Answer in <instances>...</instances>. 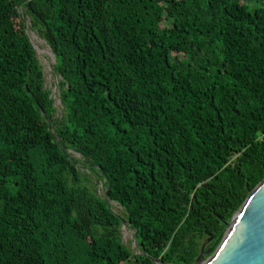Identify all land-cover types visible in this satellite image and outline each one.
<instances>
[{"label": "trees", "instance_id": "obj_1", "mask_svg": "<svg viewBox=\"0 0 264 264\" xmlns=\"http://www.w3.org/2000/svg\"><path fill=\"white\" fill-rule=\"evenodd\" d=\"M261 133L264 0H0V264H198L264 180Z\"/></svg>", "mask_w": 264, "mask_h": 264}, {"label": "water", "instance_id": "obj_2", "mask_svg": "<svg viewBox=\"0 0 264 264\" xmlns=\"http://www.w3.org/2000/svg\"><path fill=\"white\" fill-rule=\"evenodd\" d=\"M198 264H264V180L227 225L216 251H203Z\"/></svg>", "mask_w": 264, "mask_h": 264}, {"label": "rangeland", "instance_id": "obj_3", "mask_svg": "<svg viewBox=\"0 0 264 264\" xmlns=\"http://www.w3.org/2000/svg\"><path fill=\"white\" fill-rule=\"evenodd\" d=\"M30 22H27V34L30 38V41L36 51V56L37 59L40 61L42 67H43V72H44V78H45V86L48 89L52 90V98L55 100V108L57 109V117L61 118L63 114V106L61 104V101L59 99V93L57 90V83H58V78L55 76L53 72V66L55 65V56L50 49V47L47 45L46 41L43 40L37 31L32 30L30 28ZM72 158L78 160L80 162V167L81 171L83 173H87V179H86V184L90 186L93 190L98 191L100 196L104 197V192H105V186H104V181L101 180V178L97 175L89 171L87 167H84L83 164L85 162L84 158L74 152H71ZM110 206L112 210L119 215H122L124 217V209L119 206L117 203L110 202ZM122 236H123V241L124 243L129 246L134 253H138L137 249V243H136V238H135V232L130 229L127 226H124L122 229Z\"/></svg>", "mask_w": 264, "mask_h": 264}, {"label": "built area", "instance_id": "obj_4", "mask_svg": "<svg viewBox=\"0 0 264 264\" xmlns=\"http://www.w3.org/2000/svg\"><path fill=\"white\" fill-rule=\"evenodd\" d=\"M259 140L264 143V133H261L260 134Z\"/></svg>", "mask_w": 264, "mask_h": 264}]
</instances>
